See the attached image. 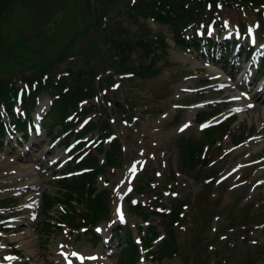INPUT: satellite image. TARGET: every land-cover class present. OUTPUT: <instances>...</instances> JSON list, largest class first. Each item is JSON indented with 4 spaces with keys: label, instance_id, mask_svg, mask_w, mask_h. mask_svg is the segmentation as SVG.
Segmentation results:
<instances>
[{
    "label": "rangeland",
    "instance_id": "rangeland-1",
    "mask_svg": "<svg viewBox=\"0 0 264 264\" xmlns=\"http://www.w3.org/2000/svg\"><path fill=\"white\" fill-rule=\"evenodd\" d=\"M131 1L32 0L26 5L17 1L0 22V71L10 74L17 71L23 76L62 55L65 61L58 72L69 68L93 70L99 76L113 75L114 81L103 83L98 98L83 105L99 104L105 108V119L112 123L113 132L120 138L124 159L112 173L96 179L97 189L109 192L110 213L99 222L93 233L99 241H94L86 229L83 232L84 227L69 229L60 224L59 229L41 231L44 223L56 226L65 213L53 201L59 193L56 179L67 160L60 139L53 142L46 131H40L30 134L26 142L19 133L5 140L0 146V203L7 198L12 201L0 204L6 207L0 209V264H52L56 253L68 254L72 262H76L72 255L79 253L87 259L119 264L115 255L126 248L127 231H131L137 245L149 225L156 226L162 235L158 220L142 223L130 213L124 197L136 185L141 187L142 194L135 196L134 201L152 208L160 202L168 211L172 199H177L184 202V207L182 225L175 231L179 256L155 263L138 250L133 264H201L199 260L205 264H264L262 94L247 101L251 107L239 114L236 110L239 104L229 99L230 93L237 89L219 87L221 75L218 78L208 73L199 52L172 47L167 26L148 19L142 27H137L124 9ZM219 12L218 19L225 23L229 37L235 40L237 23L242 21L249 33L244 41L255 48V41L260 42L258 38L264 31V13L259 15L250 9L237 11L228 6H222ZM123 28L127 32L121 36ZM157 35H164L171 47L156 59L159 69L152 78L139 79L113 72L118 58L112 50L114 40L120 36L133 39ZM140 53L134 51L129 63H148ZM244 95L249 96L248 91ZM112 101L119 102L118 108L126 107L123 114L122 110L115 111ZM41 103L46 108L49 102L43 97ZM39 110L32 113L33 118L42 113ZM200 112L216 123L232 121L229 132L217 142L221 148L208 150L210 163L204 172L213 177L210 188L200 172L186 174L180 168L179 145L187 139L201 138L206 127L195 121ZM88 115L91 122L100 116L99 113ZM237 134L243 136L239 145L233 142ZM97 135L95 131L84 139ZM28 164L33 167L29 169L32 176L24 175L21 170ZM32 180L37 182V187L27 186ZM47 198L53 201L48 217L42 213V203ZM245 204L250 208L249 216L258 215L259 223L250 220L240 223ZM78 209L84 211V206ZM118 229L117 237L114 233ZM159 242L151 244L154 247ZM39 252L43 253L42 260L36 259Z\"/></svg>",
    "mask_w": 264,
    "mask_h": 264
},
{
    "label": "trees",
    "instance_id": "trees-1",
    "mask_svg": "<svg viewBox=\"0 0 264 264\" xmlns=\"http://www.w3.org/2000/svg\"><path fill=\"white\" fill-rule=\"evenodd\" d=\"M17 1L26 5L32 0H0V22L6 18L13 3ZM220 6L235 7L237 10L258 9L259 11L264 9V0H134L128 2L124 9L128 19L137 27H142L146 20L151 19L153 22L167 26L168 32L172 34L174 46L181 49L193 47L197 50L198 39L195 32L200 29L205 35L208 23L217 22L216 18L220 14ZM216 27L221 31V23H218ZM239 29L244 32V24L240 23ZM126 32V29H120L121 36L125 35ZM121 36L120 39L112 42V50L118 56L113 72L130 74L132 77L140 79H148L154 76L159 69L156 67V59L164 56L165 50L168 48L165 36L157 35L153 38L137 36L133 39H125ZM134 51L141 52L140 54L147 59L148 63L130 64L129 61ZM64 61V57L59 55L24 76H19L20 73L17 71L11 74L0 71V145H3L7 133H11V129L19 132L24 142L27 141L30 136L28 129L31 128L30 131L34 132L31 113L34 111L38 98L43 93L50 98L51 104L48 113L41 120V125L48 128L49 133L55 127H60L57 133H50L51 139L59 138L62 134L67 133L62 143L67 145L71 135L82 138L89 132H98L100 144L85 149L84 144L81 143L75 150H80V153L86 152V155L79 162L73 166H68L63 171L71 172L86 169L87 172L68 179L57 180L59 193L53 198L54 203L61 204L63 212H65L59 223L73 229L84 227L93 236V240L98 241L99 239L93 234L92 229L109 215L110 197L109 192L97 189L96 179L98 176H103L111 169L120 166L122 163L121 145L120 141L115 138L110 141L107 148L103 147L104 140L113 134L111 123L105 119V108L99 104L87 107L80 104L85 100L97 98L103 83L110 84L114 80L112 75L99 76L93 70L72 71L68 68L61 75V72L58 73V67ZM13 69L15 68L13 67ZM18 83L21 84V87L17 86ZM99 109H102L103 112ZM124 109L125 107L121 106L116 112L122 110L123 114ZM98 113L100 116L94 122H88L84 129L78 133L74 131L76 125L80 124L86 115ZM198 121H201V117ZM228 127L229 124L227 123L211 128L203 133L202 139H187L179 145L181 169L189 172L197 171V175L200 172L206 178L205 185L207 188L212 186L213 177L207 176L204 172L209 164V158L204 155L202 157L203 148L205 145H214L217 141H214V136L226 132ZM238 141L239 139L236 138L234 142L238 143ZM99 154L103 155L102 163L98 158ZM140 188L138 187L137 193H142ZM53 201L48 198L43 200L42 213L46 217H48ZM80 205L84 206V211L78 209ZM182 206V202L175 200L167 213L154 212L152 208H143L140 204L129 206L131 214L143 222H149L156 217L159 219L163 237L157 245L153 247L151 244L159 237L157 227L149 226L148 231H144L145 238L142 245L143 249L147 251L149 259L161 262L164 259L179 256L175 231L177 226L182 225ZM66 207H68L67 210H65ZM248 220L255 221L247 213L243 214L240 223L246 224ZM47 228L59 229L60 226L47 222L43 224L41 231L43 232ZM125 242L128 247L120 251L118 260L121 264H133L138 258V250L132 242L130 231L126 233Z\"/></svg>",
    "mask_w": 264,
    "mask_h": 264
},
{
    "label": "bare ground",
    "instance_id": "bare-ground-1",
    "mask_svg": "<svg viewBox=\"0 0 264 264\" xmlns=\"http://www.w3.org/2000/svg\"><path fill=\"white\" fill-rule=\"evenodd\" d=\"M186 59L188 60V57H186ZM217 70L213 67V66H211V65H209V68H208V72L210 73V74H214L215 72H216ZM259 99H261V97H259ZM262 102L264 103V98L262 97ZM44 104H42V106H43ZM263 115H264V113H263ZM33 167H32V165L30 166L29 164L27 165V167H23L21 170L22 171H24V175H31V173H30V170L29 169H32ZM27 173H29V174H27ZM32 176V175H31ZM27 186H29V187H32V188H35V187H37V182L36 181H34V180H32L31 182H28V184H27ZM44 235H46V233L44 234ZM105 254H106V251H105ZM34 256H35V254H33ZM43 253L42 252H39L38 253V257L36 258L37 260H42V258H43ZM56 255V257H55V259L51 262L52 264H61V262L64 260L65 261V259H67V257L66 256H63V255H61L60 253H56L55 254ZM103 258H106V257H103ZM30 258H27V260H29ZM97 260V264H109V262L107 263V262H103L102 260L100 261V260H98V259H96ZM96 260H91V259H87V258H85L84 259V262H83V264H96ZM106 260H108V258H106ZM105 260V261H106ZM63 264H65V262H63ZM74 264H77L76 262H74Z\"/></svg>",
    "mask_w": 264,
    "mask_h": 264
},
{
    "label": "snow or ice",
    "instance_id": "snow-or-ice-1",
    "mask_svg": "<svg viewBox=\"0 0 264 264\" xmlns=\"http://www.w3.org/2000/svg\"><path fill=\"white\" fill-rule=\"evenodd\" d=\"M249 107H251V105H249ZM185 127H187V125H185ZM120 219H121V220L124 219L123 215L120 216Z\"/></svg>",
    "mask_w": 264,
    "mask_h": 264
},
{
    "label": "water",
    "instance_id": "water-1",
    "mask_svg": "<svg viewBox=\"0 0 264 264\" xmlns=\"http://www.w3.org/2000/svg\"><path fill=\"white\" fill-rule=\"evenodd\" d=\"M114 105H115V106H117V105H118V103H117V102H115V103H114Z\"/></svg>",
    "mask_w": 264,
    "mask_h": 264
}]
</instances>
